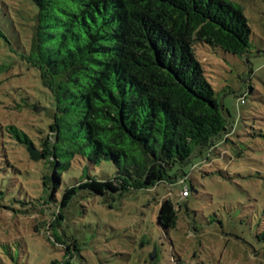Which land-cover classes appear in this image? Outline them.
I'll return each mask as SVG.
<instances>
[{"label": "trees", "instance_id": "1", "mask_svg": "<svg viewBox=\"0 0 264 264\" xmlns=\"http://www.w3.org/2000/svg\"><path fill=\"white\" fill-rule=\"evenodd\" d=\"M32 2L39 13L23 57L39 72L48 99L34 108L47 123L36 129V139L14 125L0 133V200L8 195L10 205H26L25 213L44 204L56 208L48 227L57 232L81 192L122 195L170 185L186 187L189 197L196 167L215 166L219 155L232 161L225 147L236 146L232 138L253 88L237 95L233 121L196 48L246 56L252 30L240 6L229 0ZM18 155L36 166L20 163ZM82 159L109 161L116 174L84 176L59 197L63 174ZM14 188L24 192V201L12 196ZM179 204L172 197L158 202L163 229L177 228ZM257 238L264 241V230ZM51 242L64 244L57 237ZM71 249L66 245L70 260L62 264H73Z\"/></svg>", "mask_w": 264, "mask_h": 264}, {"label": "rangeland", "instance_id": "2", "mask_svg": "<svg viewBox=\"0 0 264 264\" xmlns=\"http://www.w3.org/2000/svg\"><path fill=\"white\" fill-rule=\"evenodd\" d=\"M229 1L242 8L252 30L248 54L238 57L205 45L196 53L233 121L237 95L253 88L232 138L236 146L225 147L232 161L219 155L215 166L196 167L183 202L181 187L170 185L122 195L81 192L57 232L48 227L56 208L44 204L25 213L26 205H10L7 195L0 200V264H62L70 260L69 244L73 264H264V241L257 238L264 230V0ZM38 13L32 0H0V133L14 125L32 139L47 123L34 108L48 99L39 72L23 57ZM16 157L30 169L37 164ZM116 171L109 161L75 160L58 196L84 176L104 180ZM12 196L26 199L19 188ZM171 197L182 210L177 228L165 230L157 220L158 202ZM54 236L64 243L61 249L51 242Z\"/></svg>", "mask_w": 264, "mask_h": 264}, {"label": "water", "instance_id": "3", "mask_svg": "<svg viewBox=\"0 0 264 264\" xmlns=\"http://www.w3.org/2000/svg\"><path fill=\"white\" fill-rule=\"evenodd\" d=\"M29 151H30L31 157H32V159L34 161H37V160L40 159V155L35 149L30 148ZM153 259H154V257H153V254H152L151 260H153Z\"/></svg>", "mask_w": 264, "mask_h": 264}, {"label": "built area", "instance_id": "4", "mask_svg": "<svg viewBox=\"0 0 264 264\" xmlns=\"http://www.w3.org/2000/svg\"><path fill=\"white\" fill-rule=\"evenodd\" d=\"M188 194H189L188 189L186 187H184L182 189V191H181V195L180 196H181L182 199H184V198L188 197Z\"/></svg>", "mask_w": 264, "mask_h": 264}]
</instances>
